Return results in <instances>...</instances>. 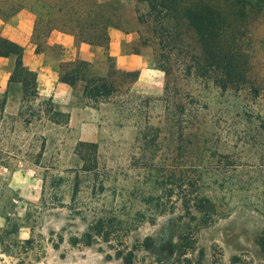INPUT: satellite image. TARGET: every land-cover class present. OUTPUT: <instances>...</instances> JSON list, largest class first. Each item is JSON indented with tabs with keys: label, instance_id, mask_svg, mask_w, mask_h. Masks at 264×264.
Masks as SVG:
<instances>
[{
	"label": "rangeland",
	"instance_id": "374dc122",
	"mask_svg": "<svg viewBox=\"0 0 264 264\" xmlns=\"http://www.w3.org/2000/svg\"><path fill=\"white\" fill-rule=\"evenodd\" d=\"M114 1L123 13V28L138 31L136 1ZM225 12L228 29L242 31L252 75L262 82V99L251 105L255 116L248 127L264 134V0H246L245 18ZM141 51L153 67V47ZM189 89L208 105L218 122L214 126L230 131L228 149L234 157H264V141L259 146L240 142L243 121L237 109L243 104L237 93L223 94L195 82ZM159 90L157 82L151 94L131 87L141 99L117 95L86 103L74 98L96 110L98 151L87 157H99L100 173L107 179L104 190L80 169V133L52 122L49 101L22 102L17 85L0 96V264H264L259 245L264 213L243 199L232 198L207 225L199 223L197 211L195 220L186 216L176 196L174 207L163 214L152 203L135 200L159 193L148 180L149 168H162L183 155L177 127L164 124V107L155 100L162 95L155 94ZM213 195L226 203L224 192L215 190ZM101 211L117 214L130 228L110 241L98 236L86 245L83 239ZM139 211L154 216L141 221L136 218Z\"/></svg>",
	"mask_w": 264,
	"mask_h": 264
},
{
	"label": "trees",
	"instance_id": "16d2710c",
	"mask_svg": "<svg viewBox=\"0 0 264 264\" xmlns=\"http://www.w3.org/2000/svg\"><path fill=\"white\" fill-rule=\"evenodd\" d=\"M135 1L140 29L130 51L142 55L141 48L153 47V68L164 73L163 93L155 100L164 107V124L177 127L183 154L172 164L149 168L148 180L160 189L159 193L135 197V200L142 204L152 203L154 211L163 214L174 207L176 201L173 197L176 196L185 215L195 220L193 211H197L201 214L199 223L203 225H207L219 208L228 205L232 198L243 199L264 213V157H234L228 149L232 142L230 131L221 129L219 124L214 126V122H218L210 115L208 105L189 89L195 82L203 87L217 88L223 94L237 93L243 104L240 111L237 109V115L243 121L240 123V142L253 146L263 143L261 130L255 128L253 132L248 127L255 116L251 105L262 99V82L252 75L251 64L240 40L242 31L235 33L228 29L225 12L233 10L245 18L246 0H224L222 3L218 0ZM23 7L36 16L32 40L38 53L46 49L49 34L59 30L73 35L76 45H94L106 54L108 71L105 75L95 74L92 64L81 59L60 63L59 80L73 89L74 98L86 103L105 102L117 95L141 99L139 94L131 91L139 78V71L117 69L109 54L110 29H124L123 13L117 2L0 0V16L8 19ZM0 56L15 60L8 90L20 84L22 102L37 100V74L24 66L23 47L0 36ZM48 104L47 112H52V122L67 126L69 113L58 110L51 101ZM257 114L256 118H260ZM146 138L145 135L144 140ZM76 150L81 156L78 157L82 164L80 169L97 179L99 188L104 190L107 179L100 173L99 157H87L96 155L97 143L79 142ZM215 190L225 193L226 203L217 202L213 195ZM136 214L141 221L152 220L154 216L142 215L140 211ZM126 227L130 228V225L117 214L108 215L101 211L83 242L91 245L98 236L110 241ZM259 245L264 252V233L259 238Z\"/></svg>",
	"mask_w": 264,
	"mask_h": 264
},
{
	"label": "crops",
	"instance_id": "0c3cea01",
	"mask_svg": "<svg viewBox=\"0 0 264 264\" xmlns=\"http://www.w3.org/2000/svg\"><path fill=\"white\" fill-rule=\"evenodd\" d=\"M35 19V14L27 7H23L8 19L4 20L0 16V36L23 47L24 66L37 74V99L51 101L58 110L69 113L68 126L80 133L79 142L96 143V110L88 104L76 103L73 89L59 80V65L81 59L92 64L95 74L105 75L108 71L107 56L100 47L87 43L76 45L73 35L59 30H53L49 34L46 49L38 53L32 40ZM109 33V54L114 59L115 67L124 71H139V78L132 88L151 94L150 88L158 82L160 90L155 94L161 95L164 73L151 67L142 55L126 49L136 40V29L112 28ZM14 61L13 57L0 56V96L6 95ZM151 77L157 80L155 84ZM17 86L21 92L20 84Z\"/></svg>",
	"mask_w": 264,
	"mask_h": 264
}]
</instances>
